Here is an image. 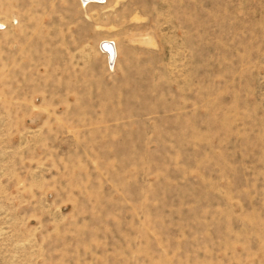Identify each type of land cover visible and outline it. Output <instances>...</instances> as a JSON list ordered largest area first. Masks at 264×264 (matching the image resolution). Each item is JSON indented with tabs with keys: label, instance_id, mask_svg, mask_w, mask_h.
Returning <instances> with one entry per match:
<instances>
[{
	"label": "rangeland",
	"instance_id": "374dc122",
	"mask_svg": "<svg viewBox=\"0 0 264 264\" xmlns=\"http://www.w3.org/2000/svg\"><path fill=\"white\" fill-rule=\"evenodd\" d=\"M102 1L0 0V264H264V0Z\"/></svg>",
	"mask_w": 264,
	"mask_h": 264
},
{
	"label": "bare ground",
	"instance_id": "6f19581e",
	"mask_svg": "<svg viewBox=\"0 0 264 264\" xmlns=\"http://www.w3.org/2000/svg\"><path fill=\"white\" fill-rule=\"evenodd\" d=\"M84 1H91V0H84ZM95 2H103L102 0H94ZM100 2V3H101ZM101 50L104 54H106V57H107V60H108V63L110 65H114L117 61V58H118V48L114 45V43H112L111 41L106 42L104 41L102 44H101Z\"/></svg>",
	"mask_w": 264,
	"mask_h": 264
}]
</instances>
